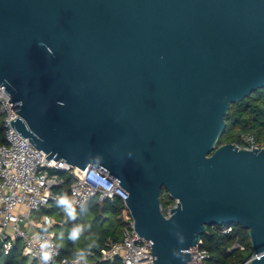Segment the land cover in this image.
Here are the masks:
<instances>
[{
  "label": "water",
  "instance_id": "obj_1",
  "mask_svg": "<svg viewBox=\"0 0 264 264\" xmlns=\"http://www.w3.org/2000/svg\"><path fill=\"white\" fill-rule=\"evenodd\" d=\"M0 86L47 160L127 192L154 264L232 224L264 264V147H216L229 106L264 88V0H0Z\"/></svg>",
  "mask_w": 264,
  "mask_h": 264
},
{
  "label": "built area",
  "instance_id": "obj_2",
  "mask_svg": "<svg viewBox=\"0 0 264 264\" xmlns=\"http://www.w3.org/2000/svg\"><path fill=\"white\" fill-rule=\"evenodd\" d=\"M0 86V120L3 142L0 144V256L7 255L16 239L21 243V255L29 263L41 264L40 241L35 239L39 229L46 227L45 217L36 220L31 214L46 207L58 197L52 190L63 183L57 172H65L72 178L69 197L77 209L85 206L90 200L101 203L105 200L118 198L123 204L122 219L124 225L120 231L118 242L109 241L100 252V260L112 261L118 259L120 264H154L151 243L138 236L134 230L133 220L125 207L128 194L114 179L96 168L80 170L72 168L61 161L47 160L46 155L37 150L27 138L16 134L10 122L17 118V104L9 102V96ZM242 144L235 145L238 149L253 150L259 147L253 137H241ZM176 206V201L163 207L160 212L164 218L170 216V210ZM54 220L51 219V226ZM50 226V227H51ZM212 225L213 230H216ZM220 226V225H219ZM47 227V228H50ZM206 231V229H205ZM232 225H224L222 234H233ZM42 239L53 244L54 264H72L73 258L59 257L53 234L43 233ZM198 244L188 250L190 262L187 264H207L208 253L200 249ZM230 251L244 252L245 246L235 241ZM251 255L243 264H249ZM89 264V263H88Z\"/></svg>",
  "mask_w": 264,
  "mask_h": 264
},
{
  "label": "trees",
  "instance_id": "obj_3",
  "mask_svg": "<svg viewBox=\"0 0 264 264\" xmlns=\"http://www.w3.org/2000/svg\"><path fill=\"white\" fill-rule=\"evenodd\" d=\"M225 128L216 142V147L233 144L240 146L241 137L249 135L253 137L259 147H264V88L251 93L245 99L233 103L224 117ZM3 142L2 128L0 120V144ZM62 178L63 183L55 187L52 192L58 198L67 194L72 183V178L65 172H57ZM160 205L161 198L159 199ZM173 200L170 199V203ZM86 213L78 215L75 222L68 221L67 217L57 206L56 201H51L46 207H42L38 212L32 213L31 217L38 219L41 216H47L54 220L50 227L53 239L59 248V257L73 258L77 249L85 248L90 242L91 236L97 242V247L92 250L88 257L89 264H120L118 259L112 261L100 260V252L109 241L118 242L120 231L124 225L122 211L124 209L122 202L118 198L105 200L101 203L96 199L90 200L85 206ZM80 212V209H77ZM90 225V232H86L81 239L73 244L67 239L68 232L73 224ZM216 230L207 227L206 231L200 237L199 248L207 251L209 257L207 264H243L251 255L250 244L247 231L241 226L232 224L233 234H222L221 229L224 225H215ZM63 233L64 239L59 237ZM239 241L245 246L248 255L243 256L242 252L230 251L227 249L235 242ZM0 264H33L21 255V243L16 239L7 255L0 256Z\"/></svg>",
  "mask_w": 264,
  "mask_h": 264
},
{
  "label": "clouds",
  "instance_id": "obj_4",
  "mask_svg": "<svg viewBox=\"0 0 264 264\" xmlns=\"http://www.w3.org/2000/svg\"><path fill=\"white\" fill-rule=\"evenodd\" d=\"M57 206L61 208L68 221L75 222L78 218V215L86 213L87 209L82 205L80 207V212H77V208L74 205L72 199L65 193L61 195L57 201ZM45 225L43 228V232H47V227L51 226V218L45 217ZM86 232H90V225L84 224H73V227L68 232L67 239L71 241L73 244L78 242L81 237L85 235ZM35 239L40 241V261L41 264H54L53 257V244L50 241L43 240L41 234H36ZM60 240L64 239L63 233H61ZM89 243L85 248L77 249L73 254L72 264H88V257L92 254V250L97 247V242L95 239H92L91 236L88 237ZM179 243H184V238L181 237ZM175 255V253H174Z\"/></svg>",
  "mask_w": 264,
  "mask_h": 264
},
{
  "label": "rangeland",
  "instance_id": "obj_5",
  "mask_svg": "<svg viewBox=\"0 0 264 264\" xmlns=\"http://www.w3.org/2000/svg\"><path fill=\"white\" fill-rule=\"evenodd\" d=\"M160 198H161V204L163 205V207H166L167 205H169L170 204V197H169V195L166 193V192H162L161 193V196H160ZM36 213V212H35ZM33 220H36L35 218H33V217H31ZM242 255L243 256H246V255H248V252H242Z\"/></svg>",
  "mask_w": 264,
  "mask_h": 264
}]
</instances>
